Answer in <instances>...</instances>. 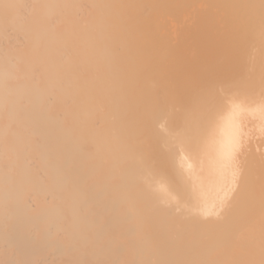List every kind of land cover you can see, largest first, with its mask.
Returning a JSON list of instances; mask_svg holds the SVG:
<instances>
[{
  "label": "bare ground",
  "instance_id": "1",
  "mask_svg": "<svg viewBox=\"0 0 264 264\" xmlns=\"http://www.w3.org/2000/svg\"><path fill=\"white\" fill-rule=\"evenodd\" d=\"M262 106L264 0H0V264H264Z\"/></svg>",
  "mask_w": 264,
  "mask_h": 264
},
{
  "label": "snow or ice",
  "instance_id": "2",
  "mask_svg": "<svg viewBox=\"0 0 264 264\" xmlns=\"http://www.w3.org/2000/svg\"><path fill=\"white\" fill-rule=\"evenodd\" d=\"M262 110H264V106H262ZM239 141H237V143H238Z\"/></svg>",
  "mask_w": 264,
  "mask_h": 264
}]
</instances>
